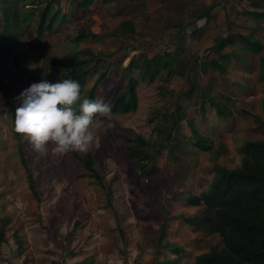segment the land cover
<instances>
[{"label":"rangeland","instance_id":"1","mask_svg":"<svg viewBox=\"0 0 264 264\" xmlns=\"http://www.w3.org/2000/svg\"><path fill=\"white\" fill-rule=\"evenodd\" d=\"M27 1L22 4L26 5ZM40 1L42 5L45 0ZM78 1L57 0L56 5H52V10H57L59 17L67 21L55 25L50 34L33 41L32 30L23 29L22 38L13 46L20 54V66L12 72L17 74L15 77H21L20 80H7L0 72V264H193L194 258L212 249L219 250L221 244L216 236L204 234L206 214L203 209L189 208L183 204V199L197 197L207 190L217 176L215 168L236 169L239 161L236 153L245 140H264V128L254 122L264 113V83L254 80L257 57L249 50L236 51L240 63L232 60L235 70L226 69L223 73L230 78L251 68L248 82L245 78L234 84L239 90L248 89L250 97L237 94L231 100L229 93L223 91L222 78L213 70L204 72L205 62L211 58L207 59L211 48L224 34V25L229 24L233 30L241 26V19L210 18L208 32L192 40H187L186 32L178 34L182 40L178 50L181 58L189 64L196 60V70L191 71L198 75L200 86L211 75L218 81L215 95H221V105L234 114L231 119L226 114L222 115L223 121L217 117L218 126L211 116L214 111L208 110V106L204 108L208 113L211 111L209 116L203 112L198 117L196 111L201 101L196 100L184 107L179 123L171 124L168 116L173 114L174 108L170 102L173 96H182L189 84L187 80L166 76L165 71L159 72L152 84L135 86V110L102 119L97 141L86 153L100 179L97 182L71 159L70 153L56 154L49 145V151L42 155L21 135L14 137L7 104L19 107L17 97L33 83L41 80L52 83L60 79L61 74L51 69L49 58L59 61L79 52L89 53L99 60V70L107 68V75L94 91L95 99L103 98L110 104L122 86V72L130 59L139 64L143 58L169 53L177 47L170 38L156 52L147 50L135 44V37L129 34L123 22L107 13L103 0H90L87 9L76 10ZM237 5L228 13L241 10L240 4ZM204 24V20L198 23L199 26ZM80 29L89 31L93 37H85L73 45L72 40ZM229 50L224 49V53L233 54L235 47ZM211 64L221 68L218 62ZM134 73L131 72V76ZM94 77H84L81 81V96L92 85ZM161 114H164L163 120ZM210 120L212 125H209ZM133 135L153 146L160 142L166 144L153 159L157 172L151 178H140L125 157L123 137ZM200 138L207 142L208 150L193 147ZM71 153L78 157L84 154ZM216 154L219 159L210 158ZM19 156L34 184L33 196L27 189ZM177 216H194L200 221L196 227H188L171 219ZM165 218L163 240L181 250L177 258L162 248L158 253L155 250L157 227Z\"/></svg>","mask_w":264,"mask_h":264},{"label":"trees","instance_id":"2","mask_svg":"<svg viewBox=\"0 0 264 264\" xmlns=\"http://www.w3.org/2000/svg\"><path fill=\"white\" fill-rule=\"evenodd\" d=\"M25 1L0 0V72H3L6 79L10 81L21 79L19 76L15 77L17 74L15 75L12 69H18L20 66V54L14 51L13 46L22 38L23 29L32 30V40L36 41L43 34L48 35L53 32L55 25H62L67 21L65 17H59L57 10H52V5H56L57 0H45L42 5L40 0H28L26 5H23L22 3ZM103 1L106 4L103 6L107 7H105L107 13L113 14L115 19L123 22L130 31L129 34L135 37V44L156 52L163 47L165 35L174 36V40L178 39V34L183 32L187 21L194 20L200 15L201 3L204 0H154L158 4L156 9L140 18V23L132 22V19L144 9L142 0ZM205 1L213 8L224 2V0ZM247 1L251 7L264 8V0ZM89 4L90 0H79L75 9H87ZM24 7L27 8L22 9ZM241 14L248 22L243 27V32L228 34V29L225 30L224 34L219 37L216 46L211 48V54L207 59L211 58L206 60L205 71H202L213 70L216 75L221 76L226 69L235 70L232 67L235 55L222 52L226 47L232 48L237 45L239 49L235 50H249L250 54L257 57L254 80L264 83V14H254L252 11H242ZM85 37H93V34L80 29L72 40V44H79ZM79 55L78 53L67 55L59 61L52 57L48 59L51 69L57 70L61 74L60 79H55L52 83L72 79L77 81L81 87L84 77L95 75L92 85L82 96L95 99L94 89L107 75V68L99 70L100 61L93 59L89 53L85 55V53L79 52ZM177 55L179 56L178 52L156 53L149 59L143 58L139 64L134 59H130L122 72V86L111 98V116L135 110L137 106L135 86L137 84H152L157 80L158 73L162 71H165L166 76L172 75L187 80V84H189L187 91L182 93V96L175 95L170 102L171 107L174 108L173 114L168 116L171 124L179 123L184 107L196 100L201 101L200 109L196 111L199 115L207 111L204 108L206 106L215 110L219 109L227 115L228 111L221 105L220 98L214 94L215 79L209 76L207 82L205 81L200 86L197 81L198 75L191 71L196 68V60L190 65L189 62H185V59H179ZM212 62H218L221 68H215L211 64ZM133 71L135 73L131 76ZM227 83L230 88L234 86L236 80ZM6 112L9 115L10 130L13 136L17 137L19 134L14 132V105L8 103ZM160 119H164V114H161ZM254 122L257 126L264 128V113L261 119L255 118ZM123 139L126 142V147L123 149L125 157L132 163L138 176L145 180L156 174L157 169L153 165V159L158 149H165L166 144L160 142L153 146L137 135H133L131 138L123 137ZM205 143L207 142L200 138L194 142L193 147L200 151L208 150L210 147ZM236 155L239 157L236 169L215 168L217 176L211 181L207 190L201 191L197 197L188 196L183 199L185 206L203 209L202 211L206 214L204 234L216 236L221 244L219 250L212 249L194 258L193 264H264V140H245ZM70 157L78 162L97 182H100L96 171L91 168L88 154L78 157L70 152ZM19 159L20 166L26 174L27 189L33 196L34 184L27 170L24 169L20 156ZM161 214L164 216L163 211ZM171 219L178 220L182 225L188 227H196L200 221L194 216H177ZM166 225L167 218L163 219L157 227L155 250L158 253L157 251L162 248L177 258L181 250L163 240Z\"/></svg>","mask_w":264,"mask_h":264},{"label":"clouds","instance_id":"3","mask_svg":"<svg viewBox=\"0 0 264 264\" xmlns=\"http://www.w3.org/2000/svg\"><path fill=\"white\" fill-rule=\"evenodd\" d=\"M17 100L14 132L42 155L49 145L59 155L86 154L97 141L102 119H110L112 114L103 98L82 97L80 84L72 79L33 83Z\"/></svg>","mask_w":264,"mask_h":264},{"label":"crops","instance_id":"4","mask_svg":"<svg viewBox=\"0 0 264 264\" xmlns=\"http://www.w3.org/2000/svg\"><path fill=\"white\" fill-rule=\"evenodd\" d=\"M142 1H143V8L144 9L141 12H139V14L137 16H135V18L132 19V22L140 23V21H141L140 18H142L143 16H145L149 12L155 10L156 7H157V5H158L157 2L154 1V0H142ZM236 4H238V5L240 4V6H238V5L237 6L238 7H241V10H239L238 12H235L233 10V13L231 11H230L231 13H228L229 12L228 10L230 8H233V7L234 8H237L236 7ZM253 9H256L257 11H259V13H255L256 11L253 10ZM242 11H252V13H254V14H260V15L264 14V8L263 7L255 8V6H253V8L251 9V6L248 5V1L247 0H224V2L220 6L214 7V8L213 7H210L209 3L204 0L201 3L200 15L196 19H194V20L187 21V23L185 24L186 26H185L183 32H186L187 33L186 34L187 40H192V39L198 38L197 35H201V34H203L205 32H208V30L210 29L211 26L207 23V21L210 18L213 19V20L214 19H217V18H220V16H223L224 18H231V19H233L235 17H239L241 19V23H242L241 26L240 25L239 26H235L234 25L235 28H233V30H231V27H230L229 24L224 25V31L228 29V34H233L234 32H239V33L240 32H243V27H245L248 22L245 20V17L242 16V14H241ZM202 20H204V23L205 24L202 25V26H199L198 23L200 21H202ZM135 26H136V24H135ZM210 35H212V34H210ZM170 38L173 39V42H174V44L177 47V50L176 49L175 50L173 49L172 52H174V53L178 52L179 53V56L177 55L178 58L179 59H184V58H181L180 51H178L179 49H181L180 45L182 44V40H179V37H178L177 40H174V36L171 35V37H170V36L165 35L164 42H166ZM164 42H163V44H164ZM234 47H235V49H239L238 48L239 46H237V45H235ZM234 47H232V48H234ZM226 48H227V50H229L230 47H226ZM229 51H231V50H229ZM236 51H240V50H234V53L233 54L235 55L234 56V59L235 60L238 59V55L236 56V54H235ZM169 53H171V52H169ZM223 53H224V51H223ZM237 62L240 63L239 60H237ZM244 72H246V73L241 74V75H234L233 77H230V78H226L227 76H225V75L223 76V74L221 76H219V77L222 78L221 80H223V82H222V84H223L222 85L223 86V91L229 93V96H230V99L231 100H233V97L236 96L237 94L238 95L241 94L243 96H246V95L249 94L248 93V89H246V90H239L240 88H238L237 85H234V86L228 88V85H227L228 84L227 82H232L234 80H236V81H238V80H245V78H246V81L248 82L249 81L248 79H249V76H250L248 74L250 72H252L251 71V68L249 69V71H244ZM224 80H225V82H224ZM215 81H216V86H215V92H216L217 91V86H218V83H217L218 81L216 79H215ZM215 92H214V94H216ZM216 97L220 98L221 95H218ZM248 97H250V95H248ZM221 100H223V98H221ZM208 110L214 111L213 114H211V116L214 119V122L216 124H218L219 121L217 120V117H219L222 120V115L224 113H222L219 109L215 110V109H212V108H208ZM211 111L209 113L207 111H204V112L207 113L208 116H209V114L211 113ZM227 111H228L227 112L228 119H231L232 115H234V114L231 113L230 110H227ZM216 115H219V116H216ZM235 115H236V113H235ZM198 117H199V114H198ZM196 120H199V119H196ZM196 120L194 121L193 124H196L195 123ZM246 122H247V120L244 121V123H246ZM212 124L213 123L210 120L209 121V125H212ZM235 125H236V121H235ZM218 126H220V124H218ZM210 158L211 159H219L218 158V154H216L215 156L210 155Z\"/></svg>","mask_w":264,"mask_h":264}]
</instances>
